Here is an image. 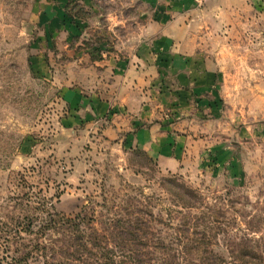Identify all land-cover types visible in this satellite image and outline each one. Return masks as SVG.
Returning a JSON list of instances; mask_svg holds the SVG:
<instances>
[{
    "label": "rangeland",
    "instance_id": "obj_1",
    "mask_svg": "<svg viewBox=\"0 0 264 264\" xmlns=\"http://www.w3.org/2000/svg\"><path fill=\"white\" fill-rule=\"evenodd\" d=\"M142 128L177 133L179 165ZM177 183L210 239L191 261L264 264V0H0V264L34 250L40 202L147 208L171 235Z\"/></svg>",
    "mask_w": 264,
    "mask_h": 264
},
{
    "label": "trees",
    "instance_id": "obj_2",
    "mask_svg": "<svg viewBox=\"0 0 264 264\" xmlns=\"http://www.w3.org/2000/svg\"><path fill=\"white\" fill-rule=\"evenodd\" d=\"M174 188L184 221L178 229L173 228L171 235L153 224L165 222L161 216L154 218L147 208H123L124 215L116 210L115 216L97 217L85 207L75 216H69L55 209L47 210L40 202L36 207L38 216L33 219L40 223L34 230V250L26 248L7 264H28L33 251L39 262L42 258L52 259L49 264H182V258L187 264H196L189 257L201 251L202 246L209 253L210 241L206 231L201 232L200 240L194 237L199 232L194 231L197 225L191 210L196 207L197 193L180 183ZM32 224L29 220L24 228L31 229ZM170 236L172 239L167 241Z\"/></svg>",
    "mask_w": 264,
    "mask_h": 264
},
{
    "label": "crops",
    "instance_id": "obj_3",
    "mask_svg": "<svg viewBox=\"0 0 264 264\" xmlns=\"http://www.w3.org/2000/svg\"><path fill=\"white\" fill-rule=\"evenodd\" d=\"M144 51L146 48L144 47ZM147 53L143 54V59H146ZM139 57V56H137ZM130 70V69H129ZM142 70V69H141ZM130 86V85H128ZM139 93V102L144 100L143 96ZM184 101H187L188 91L185 90L183 93ZM129 99V98H126ZM125 102L127 103V100ZM135 100L136 98H131ZM96 101V102H95ZM91 102L94 106L93 109L98 114H104L110 109V102L108 100L97 99ZM180 137L169 132V129L163 131H156L153 128H142L139 130L137 135V141L143 145L152 155L159 158V163L165 165L167 168L172 165H179L177 157L181 151V143L178 141ZM171 169V168H170Z\"/></svg>",
    "mask_w": 264,
    "mask_h": 264
}]
</instances>
